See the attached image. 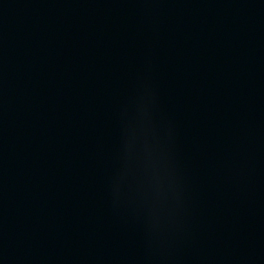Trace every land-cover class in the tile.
Segmentation results:
<instances>
[{"label":"water","instance_id":"water-1","mask_svg":"<svg viewBox=\"0 0 264 264\" xmlns=\"http://www.w3.org/2000/svg\"><path fill=\"white\" fill-rule=\"evenodd\" d=\"M0 264H264V0H0Z\"/></svg>","mask_w":264,"mask_h":264}]
</instances>
